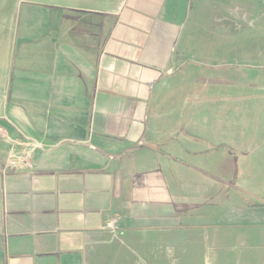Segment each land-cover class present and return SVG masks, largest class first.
Instances as JSON below:
<instances>
[{
	"label": "crops",
	"instance_id": "crops-1",
	"mask_svg": "<svg viewBox=\"0 0 264 264\" xmlns=\"http://www.w3.org/2000/svg\"><path fill=\"white\" fill-rule=\"evenodd\" d=\"M191 1L0 0V264H264V0Z\"/></svg>",
	"mask_w": 264,
	"mask_h": 264
},
{
	"label": "rangeland",
	"instance_id": "rangeland-1",
	"mask_svg": "<svg viewBox=\"0 0 264 264\" xmlns=\"http://www.w3.org/2000/svg\"><path fill=\"white\" fill-rule=\"evenodd\" d=\"M7 1V0H3ZM207 1V0H204ZM219 1V0H218ZM221 1V0H220ZM208 2V1H207ZM192 6H190L189 9V23L186 28L187 35L189 37H201L203 38L206 42H208L210 39L216 38L217 36L223 38L225 34L224 28L219 25L217 26L216 24H211L210 19L214 13H222L223 10H214V9H209V8H200L198 5L197 0H192L190 2ZM264 11V9L262 10ZM248 29V28H247ZM244 32V31H243ZM249 33L251 32L254 36L253 38V48L262 50L264 49V36L261 37V39H255V36L258 34H264V31L259 30V29H248L245 30L244 33ZM239 45V44H238ZM246 72V69L239 68L238 72H236L237 78L240 76H244ZM217 78V77H216Z\"/></svg>",
	"mask_w": 264,
	"mask_h": 264
},
{
	"label": "built area",
	"instance_id": "built-area-1",
	"mask_svg": "<svg viewBox=\"0 0 264 264\" xmlns=\"http://www.w3.org/2000/svg\"><path fill=\"white\" fill-rule=\"evenodd\" d=\"M36 146H38V145H36ZM28 158H30V154L29 153L27 155L26 160L18 161L15 158L12 157L10 161L13 162L17 166H22V165L29 166V162L27 161ZM105 229L110 231L114 237H117L120 234V231H119V228H118V223H117L116 220H109L107 225H106V227H105Z\"/></svg>",
	"mask_w": 264,
	"mask_h": 264
}]
</instances>
